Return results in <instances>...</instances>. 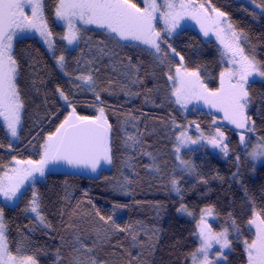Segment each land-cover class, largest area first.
Wrapping results in <instances>:
<instances>
[{"label": "trees", "instance_id": "trees-1", "mask_svg": "<svg viewBox=\"0 0 264 264\" xmlns=\"http://www.w3.org/2000/svg\"><path fill=\"white\" fill-rule=\"evenodd\" d=\"M198 1L226 13L234 28L246 34L245 49L264 71V8L256 6L261 0ZM57 2L45 0L44 11L55 51L65 56L66 74L38 38L15 40L16 82L24 108L16 143L0 123V172L13 159L39 160L46 136L72 107L90 117L104 107L112 126V162L96 176L54 168L22 192L15 205L0 201L9 249L34 256L37 264H90L92 259L97 264H190V254L198 248L196 220L204 207H212L232 234L224 264H246L243 241L253 238L247 221L253 209L264 210V164L253 167L234 130L219 125L229 137L228 157L196 153V177L181 182L179 195L172 193V181L182 177L175 126L199 122L209 128L213 117L204 108L184 112L175 103L168 75L182 62L188 70H198L209 89L219 88L222 62L215 41L193 28L166 35L168 44L184 57L180 61L166 44H161L165 57L138 41L117 44L106 29L89 26L81 28V39L68 48L61 39L65 30L55 19ZM133 2L143 6L142 0ZM88 74L95 81L94 91L75 79ZM247 87L249 117L255 122L251 134L264 141V77H249ZM33 191L50 227L29 213ZM182 205L192 218L178 214Z\"/></svg>", "mask_w": 264, "mask_h": 264}, {"label": "snow or ice", "instance_id": "snow-or-ice-1", "mask_svg": "<svg viewBox=\"0 0 264 264\" xmlns=\"http://www.w3.org/2000/svg\"><path fill=\"white\" fill-rule=\"evenodd\" d=\"M255 2L256 0H253V3ZM143 4L144 7H140L133 0H58L55 17L63 21L67 29L61 39L67 41L69 45L79 41L81 34L76 22L81 21L85 25H96L106 29L117 44L120 41H138L165 57L168 53L164 52L161 44H166L171 52L183 61L184 57L168 44L165 36H170L179 28L180 22L186 17L195 20L207 36L209 29L205 23L211 20L215 25L216 37L223 45L221 54L227 57L228 63L233 67H226L220 72V87L216 90L207 88L201 81L198 70H188L182 64L176 67L175 75H168L169 80L176 82L172 87L175 103L186 108L193 99L202 100L210 108L223 112L224 119L234 124L236 128L253 131L255 122L246 114L251 103L247 85L249 77L254 75L264 77V71H261L255 57L246 52L245 43L248 39L246 34L234 28L226 18V13L214 7L209 9L205 3H198L197 0H143ZM256 6L264 8V0ZM44 8L45 0H0V117H3L13 137L17 136V128L21 123V112L24 108L16 82L19 66L13 53L14 41L20 33L35 32L49 49H54L53 33L48 27ZM158 19L164 23L162 30L156 27ZM56 59L57 64L63 69L65 56L60 54ZM75 79L89 84L92 90H95V81L91 74L79 75ZM57 91L65 101H68L69 98L63 90L58 88ZM96 99L102 103L98 92ZM97 111L98 115L90 117L78 115L75 107H72V111L65 116L55 132L47 136L39 160H16L15 163L19 167H12L3 172L0 176V196L6 201L20 198L23 195L21 189L25 184L31 181L34 186L37 174L43 177L49 163L63 161L74 166H91L93 171L101 160L111 163L109 134L112 126L105 116L104 107H99ZM196 127L199 129L198 124ZM185 137L186 133L182 131L177 137L179 144L186 142ZM223 137L224 134L217 129L214 136L204 138L214 147H220L227 155L228 146L224 144ZM197 142L191 141V143ZM240 142L245 143L243 134L240 135ZM176 151H180L179 146ZM249 155L253 159L264 157V143L258 144ZM181 163L188 162L181 161ZM172 184L179 193V181L174 179ZM28 210L34 213L45 227L51 226L45 223V217L40 212L39 196L35 191L29 201ZM181 211H186L183 205ZM213 211L212 207L201 210L196 224L200 245L190 254L192 264H214V259H210L213 246H220L218 252L214 254V257H218L223 255V249L231 245L228 229L215 232L205 219L206 215H211ZM97 215H99L98 211ZM100 219L105 220V217L100 216ZM107 220H111V217L109 216ZM247 224L250 229H254V238L244 241L248 264H264V210L253 209ZM116 227L119 228L118 225ZM236 230L239 231V228L237 227ZM5 232L4 213L0 208V264H37L34 256L21 253L19 248L14 254L9 249ZM133 239L135 240L136 237L133 236ZM77 264L83 262L78 261ZM90 264H97V261L92 259Z\"/></svg>", "mask_w": 264, "mask_h": 264}, {"label": "rangeland", "instance_id": "rangeland-1", "mask_svg": "<svg viewBox=\"0 0 264 264\" xmlns=\"http://www.w3.org/2000/svg\"><path fill=\"white\" fill-rule=\"evenodd\" d=\"M197 2L198 3H205V6L209 7V9L212 8L205 1H198L197 0ZM142 7H144V4H143ZM26 11H29V10L26 9ZM212 15H214V14H212ZM55 19H56V17H55ZM56 22L64 28L65 33H66L67 29H66V27L64 25V22L63 21H59L57 19H56ZM76 26L81 30V28H83V27L96 26V25H85L81 21H77L76 22ZM205 26L209 29V34L207 36L204 35V32L202 31L200 25L195 20H192V19L186 17L185 19H183L180 22V27L177 28L170 36L178 33L183 28L196 29L197 31L200 32L201 35H203L204 38H206V39L207 38H211L217 44L218 49H219L221 62H222V71L226 67L227 68L233 67V65L228 63L227 57H223L222 54H221L222 50H223V45H221L220 41L216 37L215 25L212 23L211 20H208V21H206ZM156 27L158 29L161 28L160 30H162L164 28L163 21L158 19L157 22H156ZM27 35L34 36V37L38 38V40L44 45V47L46 48V50L50 54V56L53 57V59H54L56 65H57L59 71L61 73H63V74H66L65 64H64L63 69H61V67L57 64V59L56 58L59 56V54L56 53L55 47H54V49H49L48 45L42 40V38L39 36V34L35 33V32H23V33H20L18 35L17 39L20 38V37H23V36H27ZM52 39H53V37H52ZM65 42H66L68 48H73L76 45V43H77L76 42V43H74L72 45H69L67 43V41H65ZM152 50L154 51V49H152ZM181 64L183 65L182 62H179L178 65H176V67H179ZM183 67L185 68L184 65H183ZM182 71H183V68H182ZM172 75L173 76L175 75V69H174V72H173ZM252 77L255 78V79H261L262 78V77H260L258 75H254ZM200 78H201V81L206 85L205 80L202 78L201 75H200ZM76 81L85 83V82L79 81V80H76ZM174 83H176V82L171 80L172 86H173ZM85 84H87V83H85ZM214 90H216V89H214ZM181 108L183 109L184 112L190 111V110H192L194 108H204L205 110H207L212 115L213 123H212V125L209 128H204L202 126V124H200L199 122L177 124L175 126L177 128V131H178L177 132V137L180 135V133L182 131L186 133V137H185L186 138V142L181 145V144H179V142H178V140L176 138L175 152H176L177 163H178V171L180 172V174H182V177L175 179V180L179 181L178 187L180 188V192L178 193L174 189V187L172 185V193L173 194L179 195L181 193V191H182L181 182L184 179L185 180H192V179H194L196 177L195 170H194V156L196 155V153L209 152V153H212V154L218 156L221 159H226L228 157V155H229V137L227 136L228 134L219 125L224 126V127L226 126L229 129H232V130H234L236 132V134H237V136L239 138L240 146L243 149H245V151H246L245 155H246L247 159L251 162V164L253 165L254 168L259 166V165H261V164H264V157H259V158L253 159V157L249 155V153L252 152L253 148H255L258 144L264 143V141H262V139L260 137L252 136L251 132L247 131V129L236 128V126L234 124H231L228 120L224 119L223 112L218 111L215 108H210L209 106L204 104V102L202 100L198 101V100H195V99H193L190 103H188L186 108L182 107V106H181ZM249 110H250V104H249V106H248V108L246 110V114L248 116H249ZM21 116H22V112H21ZM0 123H2L3 126L5 127L7 133L9 135V137H10L11 143L12 144L16 143L19 140V129H20L21 123H20V125L17 128V136L16 137L11 136V133L9 132V130L7 128V125H6V122L4 121L3 117H0ZM197 124L199 125V129H197V127H196ZM217 129H219V131L224 134L223 142H224V144H227V146H228L227 155H225L224 152L221 151L220 147H214L211 143L208 142V139L204 138V137H209L210 138V137L214 136L216 134V130ZM241 134H243L244 137H245V143L244 144H242L240 142V135ZM47 136H46V138H47ZM46 138H45V140H46ZM187 138H190V139H187ZM192 140H196L198 142L197 143H191ZM44 141H43V143H44ZM43 143H42V145H43ZM178 146L180 147V151L179 152L176 151V148ZM186 153H190V155L188 156ZM16 160H22L23 161V160H32V159H20L19 158V159L11 160V162L5 167V169L2 172H0V176L3 175L4 171H7L8 169H10L12 167H19L15 163ZM181 161H186L188 163L187 164H182ZM103 166L108 167V166H110V163H108L106 161ZM53 169H54V167L51 165V163H49L48 166L45 168V175H46V173L50 172ZM43 177H39L38 174H37L36 181L42 179ZM29 186H33L31 181H29V182H27L25 184V186L21 189V193L24 192ZM0 201H2L5 204H8L10 206H13V205L16 204L18 199H15V200H12V201H6L2 196H0ZM204 208H206V207H204ZM29 213L32 216H34L39 221V219L36 217V215L34 213H31L30 211H29ZM188 213H190V212L188 211L187 208H186V211H181V206L179 207V209H178V214L179 215L185 216V217H188V218H192V215H189ZM199 218H200V215H199L198 219L196 220V224L199 221ZM205 219L207 220L208 224L211 226V228L215 232H220V231H223L225 228H227L228 229V238L231 241V235L232 234H231L230 229H229V224L225 223L223 221H220L219 217L215 214L214 211L212 212L211 215H206ZM247 228L253 232V238H254V229H250L248 225H247ZM197 232H198V229L196 228V239L198 241V247H199L200 239H199V236L197 235ZM5 234H6V232H5ZM243 246H244V250H245L244 241H243ZM219 249H220L219 245H214L213 248L210 251V259H214V264H224L226 262V260H227L229 252L232 249V246L230 245L229 248L223 249L222 250L223 251V255L222 256L214 257V254L217 253ZM245 254H246V252H245ZM246 257H247V254H246ZM190 264H192V259L191 258H190ZM246 264H248V261H247Z\"/></svg>", "mask_w": 264, "mask_h": 264}, {"label": "water", "instance_id": "water-1", "mask_svg": "<svg viewBox=\"0 0 264 264\" xmlns=\"http://www.w3.org/2000/svg\"><path fill=\"white\" fill-rule=\"evenodd\" d=\"M105 162H106L105 160H101L95 171L92 170L91 166H85V165L74 166V165H69L63 161L51 163V165L55 169L62 172L81 173L89 176H96L102 170Z\"/></svg>", "mask_w": 264, "mask_h": 264}]
</instances>
